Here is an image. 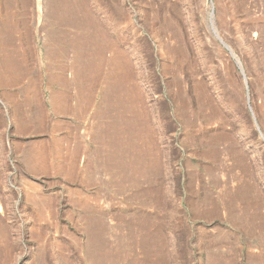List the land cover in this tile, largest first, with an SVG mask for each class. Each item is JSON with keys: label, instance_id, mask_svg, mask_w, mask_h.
Masks as SVG:
<instances>
[{"label": "rangeland", "instance_id": "rangeland-1", "mask_svg": "<svg viewBox=\"0 0 264 264\" xmlns=\"http://www.w3.org/2000/svg\"><path fill=\"white\" fill-rule=\"evenodd\" d=\"M0 264H264V0H0Z\"/></svg>", "mask_w": 264, "mask_h": 264}, {"label": "water", "instance_id": "water-1", "mask_svg": "<svg viewBox=\"0 0 264 264\" xmlns=\"http://www.w3.org/2000/svg\"><path fill=\"white\" fill-rule=\"evenodd\" d=\"M211 15L213 16V12L211 13ZM215 30V29H214ZM223 42V41H222ZM224 43V42H223ZM225 44V46H227V44L226 43H224ZM228 47V46H227Z\"/></svg>", "mask_w": 264, "mask_h": 264}]
</instances>
